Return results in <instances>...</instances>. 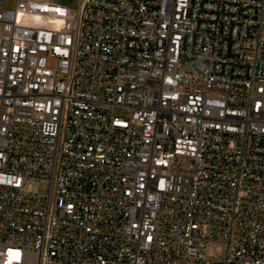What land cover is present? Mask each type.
<instances>
[{"label": "built area", "instance_id": "2783aa9c", "mask_svg": "<svg viewBox=\"0 0 264 264\" xmlns=\"http://www.w3.org/2000/svg\"><path fill=\"white\" fill-rule=\"evenodd\" d=\"M0 264H264V0H0Z\"/></svg>", "mask_w": 264, "mask_h": 264}, {"label": "rangeland", "instance_id": "374dc122", "mask_svg": "<svg viewBox=\"0 0 264 264\" xmlns=\"http://www.w3.org/2000/svg\"><path fill=\"white\" fill-rule=\"evenodd\" d=\"M56 2L59 3H66V2H72L73 4L76 3V0H55ZM14 5V0H5V6L7 7H12ZM122 112V111H120ZM37 190H39L40 192H46L47 191V185H37Z\"/></svg>", "mask_w": 264, "mask_h": 264}, {"label": "snow or ice", "instance_id": "6c2138e0", "mask_svg": "<svg viewBox=\"0 0 264 264\" xmlns=\"http://www.w3.org/2000/svg\"><path fill=\"white\" fill-rule=\"evenodd\" d=\"M56 11H60L59 9H56Z\"/></svg>", "mask_w": 264, "mask_h": 264}]
</instances>
